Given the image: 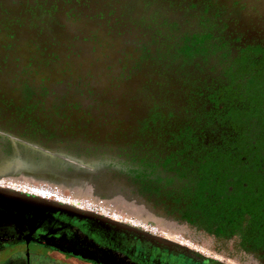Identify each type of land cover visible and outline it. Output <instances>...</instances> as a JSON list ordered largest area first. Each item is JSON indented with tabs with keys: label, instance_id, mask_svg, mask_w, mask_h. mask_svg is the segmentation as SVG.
<instances>
[{
	"label": "rangeland",
	"instance_id": "obj_1",
	"mask_svg": "<svg viewBox=\"0 0 264 264\" xmlns=\"http://www.w3.org/2000/svg\"><path fill=\"white\" fill-rule=\"evenodd\" d=\"M0 188L264 264V0H0Z\"/></svg>",
	"mask_w": 264,
	"mask_h": 264
},
{
	"label": "flooded vegetation",
	"instance_id": "obj_2",
	"mask_svg": "<svg viewBox=\"0 0 264 264\" xmlns=\"http://www.w3.org/2000/svg\"><path fill=\"white\" fill-rule=\"evenodd\" d=\"M12 212L21 215L0 218V264H223L96 215L46 205Z\"/></svg>",
	"mask_w": 264,
	"mask_h": 264
},
{
	"label": "water",
	"instance_id": "obj_3",
	"mask_svg": "<svg viewBox=\"0 0 264 264\" xmlns=\"http://www.w3.org/2000/svg\"><path fill=\"white\" fill-rule=\"evenodd\" d=\"M0 195L1 197L5 198V200L1 201L2 204L1 206L3 208L2 210H0V218H10V216L14 218H18L20 217L21 214H14L12 210L17 212H22V214H24L26 210L31 209L36 205L53 206V207H58L60 209L69 210L74 213L83 214L90 217H96L93 214L82 212L64 205L56 204L36 197L14 193L1 188H0ZM102 219L107 221L105 218Z\"/></svg>",
	"mask_w": 264,
	"mask_h": 264
}]
</instances>
